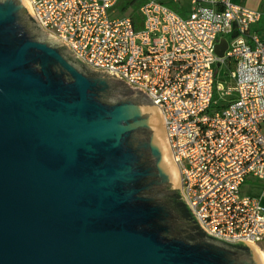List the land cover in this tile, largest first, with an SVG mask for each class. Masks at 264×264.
<instances>
[{
	"label": "water",
	"instance_id": "95a60500",
	"mask_svg": "<svg viewBox=\"0 0 264 264\" xmlns=\"http://www.w3.org/2000/svg\"><path fill=\"white\" fill-rule=\"evenodd\" d=\"M178 191L160 108L0 0V264H262L208 237Z\"/></svg>",
	"mask_w": 264,
	"mask_h": 264
},
{
	"label": "built area",
	"instance_id": "2783aa9c",
	"mask_svg": "<svg viewBox=\"0 0 264 264\" xmlns=\"http://www.w3.org/2000/svg\"><path fill=\"white\" fill-rule=\"evenodd\" d=\"M45 35L88 69L142 90L164 117L189 213L210 238L264 245L263 12L232 0H189L181 17L152 0L136 31L119 0H23ZM225 39L223 58L216 46ZM226 68L227 88L219 82ZM253 186L252 183H249Z\"/></svg>",
	"mask_w": 264,
	"mask_h": 264
},
{
	"label": "trees",
	"instance_id": "16d2710c",
	"mask_svg": "<svg viewBox=\"0 0 264 264\" xmlns=\"http://www.w3.org/2000/svg\"><path fill=\"white\" fill-rule=\"evenodd\" d=\"M149 1L152 0H119L118 4L116 5V15L120 17H129L133 21L134 27L136 31L140 30L143 25V19L141 16V8L147 4ZM158 1V0H155ZM160 2V1H158ZM167 7H170L167 3L160 2ZM264 10V9H263ZM185 211L189 214L186 206H184ZM246 249L245 247H242Z\"/></svg>",
	"mask_w": 264,
	"mask_h": 264
},
{
	"label": "rangeland",
	"instance_id": "374dc122",
	"mask_svg": "<svg viewBox=\"0 0 264 264\" xmlns=\"http://www.w3.org/2000/svg\"><path fill=\"white\" fill-rule=\"evenodd\" d=\"M235 4H242L241 1L239 0H233L232 1ZM264 11V10H262ZM257 29H264V12H263V18L262 21L255 26ZM226 68L222 67L220 74L218 76L219 82L223 83L225 85V88H227L228 83H227V76H226ZM249 183H252L253 186H250ZM242 193L246 194V195H251V196H261L264 194V183L262 181L259 180H255V179H251L248 181V184H246L245 186H243L242 188ZM264 204V203H263ZM257 248H259V250L261 252L264 253V245L263 246H257Z\"/></svg>",
	"mask_w": 264,
	"mask_h": 264
},
{
	"label": "crops",
	"instance_id": "0c3cea01",
	"mask_svg": "<svg viewBox=\"0 0 264 264\" xmlns=\"http://www.w3.org/2000/svg\"><path fill=\"white\" fill-rule=\"evenodd\" d=\"M163 3H167L175 13L181 17H187L191 11V5L189 0H158ZM233 1V0H232ZM242 4L251 10L262 11L264 9V0H239ZM239 5V4H238Z\"/></svg>",
	"mask_w": 264,
	"mask_h": 264
},
{
	"label": "bare ground",
	"instance_id": "6f19581e",
	"mask_svg": "<svg viewBox=\"0 0 264 264\" xmlns=\"http://www.w3.org/2000/svg\"><path fill=\"white\" fill-rule=\"evenodd\" d=\"M252 247L256 249V251L258 252V255H259V257H260V259H261V261H262V264H264V253L261 252V251L259 250V248H257V246L252 245Z\"/></svg>",
	"mask_w": 264,
	"mask_h": 264
},
{
	"label": "flooded vegetation",
	"instance_id": "af4514ba",
	"mask_svg": "<svg viewBox=\"0 0 264 264\" xmlns=\"http://www.w3.org/2000/svg\"><path fill=\"white\" fill-rule=\"evenodd\" d=\"M169 197H171V198H180V199H181L182 194H181L180 191H178V192H173V193L169 194ZM182 198H183V197H182Z\"/></svg>",
	"mask_w": 264,
	"mask_h": 264
}]
</instances>
